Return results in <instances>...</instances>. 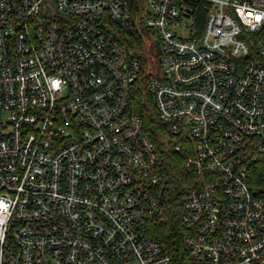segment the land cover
I'll return each instance as SVG.
<instances>
[{
    "label": "built area",
    "instance_id": "obj_1",
    "mask_svg": "<svg viewBox=\"0 0 264 264\" xmlns=\"http://www.w3.org/2000/svg\"><path fill=\"white\" fill-rule=\"evenodd\" d=\"M261 156L264 0H0V264H264Z\"/></svg>",
    "mask_w": 264,
    "mask_h": 264
},
{
    "label": "trees",
    "instance_id": "obj_2",
    "mask_svg": "<svg viewBox=\"0 0 264 264\" xmlns=\"http://www.w3.org/2000/svg\"><path fill=\"white\" fill-rule=\"evenodd\" d=\"M132 107L136 112L142 114L146 130L149 132L150 136L157 141L160 123L150 96L143 93L140 89L136 90L132 97ZM174 171L177 175V179L174 182V192L175 196H178L182 189V174L178 165ZM248 182L256 194L264 196V156L259 157L250 167V179ZM176 215L177 212L174 211L168 221L155 228L156 237L164 243L169 251L172 264H194L182 248L181 241L183 232Z\"/></svg>",
    "mask_w": 264,
    "mask_h": 264
},
{
    "label": "rangeland",
    "instance_id": "obj_3",
    "mask_svg": "<svg viewBox=\"0 0 264 264\" xmlns=\"http://www.w3.org/2000/svg\"><path fill=\"white\" fill-rule=\"evenodd\" d=\"M183 22H184V23H185V22H188V24H192L191 21H187V20H185V19L183 20ZM178 32H179V34H185L183 29H180Z\"/></svg>",
    "mask_w": 264,
    "mask_h": 264
}]
</instances>
